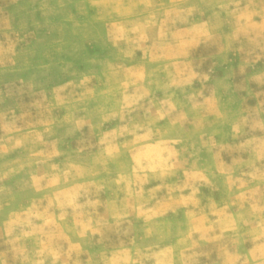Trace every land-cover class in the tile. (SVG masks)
<instances>
[{
  "label": "rangeland",
  "instance_id": "1",
  "mask_svg": "<svg viewBox=\"0 0 264 264\" xmlns=\"http://www.w3.org/2000/svg\"><path fill=\"white\" fill-rule=\"evenodd\" d=\"M0 264H264V0H0Z\"/></svg>",
  "mask_w": 264,
  "mask_h": 264
}]
</instances>
